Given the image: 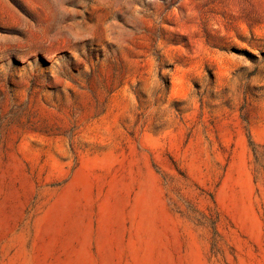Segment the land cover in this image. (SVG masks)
I'll list each match as a JSON object with an SVG mask.
<instances>
[{
  "label": "rangeland",
  "instance_id": "rangeland-1",
  "mask_svg": "<svg viewBox=\"0 0 264 264\" xmlns=\"http://www.w3.org/2000/svg\"><path fill=\"white\" fill-rule=\"evenodd\" d=\"M79 262L264 264V0H0V264Z\"/></svg>",
  "mask_w": 264,
  "mask_h": 264
},
{
  "label": "bare ground",
  "instance_id": "bare-ground-1",
  "mask_svg": "<svg viewBox=\"0 0 264 264\" xmlns=\"http://www.w3.org/2000/svg\"><path fill=\"white\" fill-rule=\"evenodd\" d=\"M74 186L80 187L83 190L86 189L87 187V178H86V173L81 171L77 173L75 180H74ZM85 192V191H84ZM83 192V193H84ZM80 196H73L70 192H67L66 195L64 196L63 200L61 201V205L59 206L58 212L61 213H66L70 208L73 207V204L75 201H78ZM79 264H82L79 262Z\"/></svg>",
  "mask_w": 264,
  "mask_h": 264
}]
</instances>
